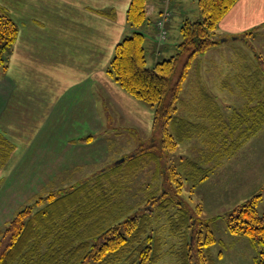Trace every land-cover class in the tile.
Returning <instances> with one entry per match:
<instances>
[{
    "label": "trees",
    "instance_id": "obj_1",
    "mask_svg": "<svg viewBox=\"0 0 264 264\" xmlns=\"http://www.w3.org/2000/svg\"><path fill=\"white\" fill-rule=\"evenodd\" d=\"M238 1L198 0L199 17L183 21L175 52L152 66L148 65L145 34L139 30L149 20L148 0L131 1L127 17L134 30L117 44L108 72L127 91L154 107L152 131L159 133L160 145L166 150H174L189 135L184 130L192 125L176 114L177 103L196 57L222 41L217 39V28ZM18 32L15 19L0 6V68L5 67L6 51L12 48ZM201 96L204 98L202 93ZM247 106L243 109L248 110ZM210 116L213 118L214 114ZM254 120L243 132L235 134V129L229 130L231 141L227 143L225 138L223 144L219 143L225 136L221 124L214 123L215 131L208 140L213 148L214 165L191 163L188 172L186 163L181 161L169 175L167 169L162 170L164 180L158 185V192L152 193L154 187H148V193L137 206L128 207L117 195L121 186L113 177L120 174L123 162L108 164L83 181L40 196L19 210L7 227L0 230V264H155L162 256V241L155 230L152 233L154 209L161 207L168 211L173 204L178 206V211L170 217L174 215L178 228L173 224L171 231L176 234L184 226L191 230L189 242L184 239L181 251L177 250L182 264H190L191 260L194 264H210L206 253L218 239L209 223L198 217L199 206L194 209L196 214L189 210L181 197L182 189L187 179L193 187L207 180L219 162L258 132L264 124V103L257 109ZM93 138L88 136L79 141ZM154 141L156 138L147 151L125 156L128 169L137 168L140 158L155 157L153 150L159 147ZM12 148L13 144L0 134L2 163H6ZM174 176L181 181L177 191L171 193ZM262 197V192L253 194L226 215L229 232L245 235L261 247L256 264H264V213L258 209Z\"/></svg>",
    "mask_w": 264,
    "mask_h": 264
},
{
    "label": "rangeland",
    "instance_id": "obj_2",
    "mask_svg": "<svg viewBox=\"0 0 264 264\" xmlns=\"http://www.w3.org/2000/svg\"><path fill=\"white\" fill-rule=\"evenodd\" d=\"M181 1L189 15L193 14L195 8L198 9L197 0ZM179 2L174 0V11L178 10ZM175 36H178V32ZM239 39V42L229 39L223 58L231 63L216 66L210 78L202 81L207 86H202L203 83L195 79L203 72L194 64V71L185 82L181 100L177 103L179 110L176 113L192 126L185 127L184 131H188L189 135L174 150L163 148L159 133L151 131V128L128 127L126 124L130 123L111 119L105 121L102 135L91 141L86 140L84 143L87 144H81L80 138L88 136L78 137V134L73 133L81 131L77 128L82 124L74 120L73 128L69 129L71 124L62 120L67 125L68 133H64L67 129L65 127L58 135L40 137L37 150L34 147L23 154L17 151L12 159L9 160V157V168L4 167L5 163L0 161V230L7 227L19 210L40 196L83 181L102 167L135 151H147L153 138H156L154 142L159 147L153 150L155 157L140 158L138 167L130 170L124 160L117 162L124 164L120 174L114 176L113 180L121 186L117 195L120 194L119 199L128 207L137 206L148 193V187H154L152 193L158 192L157 187L164 180L161 173L164 169L168 170L169 175L181 161L186 163L188 172L191 171V163L212 167L215 157H211L213 148L208 140L212 139L214 125L219 122L224 131L222 133L225 136L219 143L223 144L225 138L229 143V130L235 129L236 134L247 129L255 121L257 109L264 103V26L239 33ZM240 45L244 50L239 48ZM242 60L244 66L240 64ZM202 99L206 102L203 103ZM246 105L248 110L243 109ZM211 113L214 114L213 118ZM97 123L94 121L93 125ZM54 129L50 132H54ZM18 159V166L12 169ZM8 172L11 174L8 175ZM181 177L183 180V175ZM180 179L176 176L171 179V193L177 191ZM182 190L181 197L189 210L193 212L199 206L198 217L209 223L218 239L206 253L209 258L206 261L210 264H256V256L261 247L245 235L229 232L226 215L259 192L263 194L260 209L264 210V124L232 155L219 162L207 180L193 187L187 179ZM177 209L176 204L171 205L168 211L161 207L154 209L152 233L160 236L162 241V256L155 264H182L177 250L181 251L184 239L189 242L191 230L184 226L176 234L171 231L173 224L178 228L174 217ZM170 214L174 215L170 217ZM196 237L194 242L198 244ZM192 261L190 264H194Z\"/></svg>",
    "mask_w": 264,
    "mask_h": 264
},
{
    "label": "crops",
    "instance_id": "obj_3",
    "mask_svg": "<svg viewBox=\"0 0 264 264\" xmlns=\"http://www.w3.org/2000/svg\"><path fill=\"white\" fill-rule=\"evenodd\" d=\"M131 1L0 0V6L19 26L12 48L6 51L5 67L0 68V134L15 147L9 160L17 151L23 154L36 149L40 137L58 135L67 126L65 121L71 124L69 129L74 120L82 124L77 128L81 131L73 135L93 139L103 134L108 119L152 131L153 107L127 91L108 72L117 44L134 30L127 17ZM173 2L148 0L149 20L139 30L146 37L149 66L175 52L186 18L199 17V8L189 15L181 0L177 11ZM165 10L172 14L169 37L159 40L156 20ZM262 25L264 0H239L219 23L217 37L222 41L196 57L193 66L196 63L203 74L195 79L207 86L202 81L210 78L216 66L231 63L223 58L229 39L239 42V33ZM239 48L243 49L241 45ZM94 121L98 122L96 126ZM262 202L263 197L258 209L264 213Z\"/></svg>",
    "mask_w": 264,
    "mask_h": 264
},
{
    "label": "built area",
    "instance_id": "obj_4",
    "mask_svg": "<svg viewBox=\"0 0 264 264\" xmlns=\"http://www.w3.org/2000/svg\"><path fill=\"white\" fill-rule=\"evenodd\" d=\"M171 15L169 10H165L156 20L157 37L159 40H166L169 36L168 24Z\"/></svg>",
    "mask_w": 264,
    "mask_h": 264
},
{
    "label": "water",
    "instance_id": "obj_5",
    "mask_svg": "<svg viewBox=\"0 0 264 264\" xmlns=\"http://www.w3.org/2000/svg\"><path fill=\"white\" fill-rule=\"evenodd\" d=\"M124 160V157H122L120 160H118L117 162H120V161H123Z\"/></svg>",
    "mask_w": 264,
    "mask_h": 264
}]
</instances>
